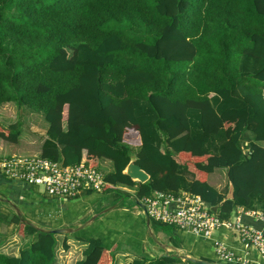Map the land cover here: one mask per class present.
Segmentation results:
<instances>
[{"label": "trees", "instance_id": "obj_1", "mask_svg": "<svg viewBox=\"0 0 264 264\" xmlns=\"http://www.w3.org/2000/svg\"><path fill=\"white\" fill-rule=\"evenodd\" d=\"M263 91L264 0H0V105L42 115L40 157L108 161L101 191L133 188L134 205L182 190L220 218L235 207L264 213ZM19 131L0 123V140L15 143ZM130 154L143 183L121 173ZM217 168L225 190L207 183ZM21 217L8 218L14 232L34 237L16 256L0 252V264H54L56 235ZM73 264H115L114 248L90 238Z\"/></svg>", "mask_w": 264, "mask_h": 264}, {"label": "rangeland", "instance_id": "obj_2", "mask_svg": "<svg viewBox=\"0 0 264 264\" xmlns=\"http://www.w3.org/2000/svg\"><path fill=\"white\" fill-rule=\"evenodd\" d=\"M5 103L9 104L3 105ZM5 103L0 105V123L8 125L18 121L20 124L19 135L15 143L1 140L9 150H12V152L7 153H14L9 156H26L38 153L40 143L45 136L43 129L46 123L42 115L26 109H18L12 102ZM250 139L249 132H245L244 136L241 137L242 142L245 141V144ZM98 169L101 172H108L111 170V165L108 163L107 167L98 166ZM220 169L217 168L216 171ZM8 182L12 183L11 181ZM225 182L222 175L220 190H225ZM2 184L0 185V207L7 208L9 214L19 215L20 213L23 219L38 227L46 224L45 221L42 222L41 220L45 219L48 225L71 228V232L64 234H72L74 239L81 244H84L90 238H99L105 247H115L116 251L127 252L134 257H146L150 264H168L158 260L152 261L165 253H171L179 257L170 264H185L184 260L187 259H183V256L195 259L206 258L214 264H223L214 257L211 241L195 237L185 229H176L169 225L160 227L158 224L153 223L151 219L146 224L144 214L136 213L137 210L134 209L135 202L132 195L119 187L105 191L81 190L77 196L61 200L48 196L41 186L21 187L18 192L14 191L9 183L4 181ZM13 195H17L14 206L9 201V198H12ZM74 217H79L78 224L65 222V220ZM149 230H153L152 232L157 240L150 237ZM11 235H14L17 239L16 244L25 241L28 237L26 235L20 238L16 232H12L4 235L5 240L9 236L12 237ZM76 236L78 237L75 238ZM4 238L3 241H5ZM12 243H9L7 247L5 246L7 248L5 251H9L14 246L16 247V244ZM60 247V243L55 246V256L59 262L57 264L62 263L64 258L68 260L66 254L60 251ZM168 249H171L172 252ZM150 253H157V255L151 259L147 256ZM121 258V256L117 257V264L126 263L130 258L133 259V257H126L123 261ZM66 263L73 264L74 259Z\"/></svg>", "mask_w": 264, "mask_h": 264}, {"label": "built area", "instance_id": "obj_3", "mask_svg": "<svg viewBox=\"0 0 264 264\" xmlns=\"http://www.w3.org/2000/svg\"><path fill=\"white\" fill-rule=\"evenodd\" d=\"M0 175L25 187L41 186L48 196L64 200L77 196L81 190L101 191L104 184L102 172L98 167L83 164L63 166L59 162L40 157L39 152L26 156L1 157ZM138 203L142 204L148 218L153 221L176 229H185L195 235L208 237L212 232L223 228L234 234L242 246L254 250L264 260V236L260 229L243 223L237 214L220 218L196 194L182 190L177 193L152 190L147 196L136 201L135 208L142 213ZM244 213L264 223V213L254 210ZM214 253L223 264H244L221 244L215 243Z\"/></svg>", "mask_w": 264, "mask_h": 264}, {"label": "crops", "instance_id": "obj_4", "mask_svg": "<svg viewBox=\"0 0 264 264\" xmlns=\"http://www.w3.org/2000/svg\"><path fill=\"white\" fill-rule=\"evenodd\" d=\"M9 103H5L3 105H7ZM46 127V124L44 125V129ZM43 129V131H44ZM251 135V134H250ZM245 144V141H243L241 143V146H243ZM260 144L262 146H264V142H260ZM7 152H12V150H9L8 147L5 146V144H3V142L0 140V158L1 157H4V156H9L10 154H14V153H7ZM39 152V151H38ZM108 161L106 160H102L100 161L99 163V166L100 167H107L108 165ZM224 176L225 178V172L223 169H220L218 171H216V169H214L211 173H209L207 175V183L211 186H213L214 188H216L217 190H220L221 188V185H220V182H221V176ZM7 182L11 185V187H13V190L14 191H18L19 192V189L21 187H25L23 184L21 183H16V182H8V180H6L5 178H3L1 175H0V185H3L2 182ZM119 188H121L122 190H125L127 192H129V194L133 195V192H134V189L133 188H126L124 186H118ZM124 191V192H125ZM17 198V195H13L12 198H9V201L11 203H13V206L15 204V199ZM133 198V197H132ZM61 200H64V199H61ZM9 205V203H7ZM135 210H137L135 207H134ZM247 210H254L256 212H260V213H263L262 210L256 206V207H252V208H242V207H235L232 212L229 214V216L227 217H232L234 216L235 214L239 215L240 216V220L243 222V223H246L256 229H260L263 233V236H264V223L260 220H257V219H254L248 215H246L244 212L247 211ZM136 213H140L138 210L136 211ZM3 215V216H1ZM11 214L8 213V210L7 208H2L0 207V251L4 254H7V255H13V256H16L17 253H18V250L20 248H22L23 246H26L29 242V240L33 237L32 235H28V237L26 238V240L22 241L21 243H17V239L15 238L14 235H11L12 237H8L4 238V235H7L9 233H12L14 232L15 230V224L14 223H11L8 221V218L6 217H9ZM20 215V213H19ZM22 218V217H21ZM79 217H74L72 219H69V220H65L66 223H75V224H78L79 223ZM42 222L45 221V225L44 226H40L39 228H42V229H46V228H57L59 226H56V225H48V222H46L47 220L45 219H41ZM1 226H3V228H1ZM38 227V226H37ZM190 232V231H189ZM5 233V234H3ZM191 233V232H190ZM2 234V235H1ZM193 236L195 237H200L202 239H207L209 241H211V245H212V251H213V254H214V257L216 258L215 256V253H214V245L215 243H218V244H221L222 246H224L228 251H230L235 257H238L239 258V262H244V264H264V260L262 258H260L256 252L252 249H246L244 246H242L236 239H235V236L234 234L230 233L229 231H226L225 229L223 228H219L217 229L216 231L212 232L210 236L208 237H203L201 235H195L193 233H191ZM56 235V245L58 243L61 244V241L63 239V237L65 238V242L67 244V249H62V247H60V251L63 252V254H66L65 256H67V259L66 260L64 258L63 262L62 263H66L67 261H71L72 259H74V261L76 260H79L81 259L82 257V250L85 246V243L84 244H81L79 243L77 240L74 239V237L72 236V234H55ZM65 235V236H63ZM78 236H76L75 238H77ZM3 238L5 241H3ZM3 241V243H2ZM13 242L12 244H16V247H12L9 251H5L7 248H5V246H9V243ZM172 252L171 249H168ZM56 254L54 253V264H57L59 263L55 256ZM157 255V253H150V255H147L148 257L150 258H153V256ZM122 257L121 259L124 261L126 257H133V255H130L128 254L127 252H119V251H116L115 247H114V258H115V264H117L116 260H117V257ZM201 259V258H199ZM202 259H206V258H202ZM132 258H130L126 263H122V264H127L129 261H131ZM61 264V263H60ZM69 264V263H67ZM121 264V263H120Z\"/></svg>", "mask_w": 264, "mask_h": 264}, {"label": "water", "instance_id": "obj_5", "mask_svg": "<svg viewBox=\"0 0 264 264\" xmlns=\"http://www.w3.org/2000/svg\"><path fill=\"white\" fill-rule=\"evenodd\" d=\"M134 160H135V155L130 154L129 160L126 163V165L122 168L121 173L126 175L132 181L143 183L148 179V174L144 170H142L140 168V166H138L136 163H134ZM232 190H233L232 184L230 182H228L227 191L224 194V199H231L232 198ZM137 205L142 209V214H144L146 224H148L149 218H148L146 212L144 211V207L140 203H138ZM20 220H21V222H23L27 226H31V227L36 228V229H38L42 232H45V233L64 234V233H68V232L72 231L71 228H64V227L42 229V228L37 227L35 224H33L32 222H30L28 220H25L23 218H21ZM149 235L153 240H157L155 234L151 230H149ZM183 259H187L188 261H190L193 264H214V263L207 261L205 259H195V258H190L188 256H185V257L183 256Z\"/></svg>", "mask_w": 264, "mask_h": 264}]
</instances>
